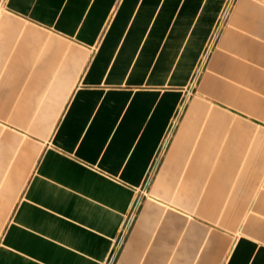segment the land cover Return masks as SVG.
I'll return each instance as SVG.
<instances>
[{
	"label": "crops",
	"instance_id": "0c3cea01",
	"mask_svg": "<svg viewBox=\"0 0 264 264\" xmlns=\"http://www.w3.org/2000/svg\"><path fill=\"white\" fill-rule=\"evenodd\" d=\"M264 264V0H0V264Z\"/></svg>",
	"mask_w": 264,
	"mask_h": 264
},
{
	"label": "built area",
	"instance_id": "2783aa9c",
	"mask_svg": "<svg viewBox=\"0 0 264 264\" xmlns=\"http://www.w3.org/2000/svg\"><path fill=\"white\" fill-rule=\"evenodd\" d=\"M173 125H174V123L172 122L170 124V127H169V129H168V131H167V133H166L161 145H160V148H159V150H158V152H157V154L155 156V159H154V161H153V163H152V165H151V167H150V169L148 171V174H147V176L145 178V181H144V184H143V187H142V191H141V195L137 197V199L134 202V205L132 207V210L127 215V217L125 219V222H124V224H123V226H122V228L120 230V233H119L118 237L116 238L115 245H114L113 249L111 250V252H110L105 264H114V261H115V259L117 257V254H118V252H119V250H120V248H121V246H122V244L124 242V239H125L128 231H129V229H130V226H131V224L133 222V219H134V216H135V212H136V210H137V208H138V206L140 204L141 197L145 194L147 186L149 185V183H150V181H151V179L153 177V174H154V172H155V170L157 168V165H158V163H159V161H160V159L162 157V154L165 151V148L167 146L168 139H169V136H170V132H171L170 130L173 127Z\"/></svg>",
	"mask_w": 264,
	"mask_h": 264
}]
</instances>
